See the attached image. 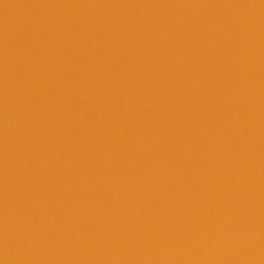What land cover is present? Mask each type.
Wrapping results in <instances>:
<instances>
[{
  "label": "water",
  "instance_id": "obj_1",
  "mask_svg": "<svg viewBox=\"0 0 264 264\" xmlns=\"http://www.w3.org/2000/svg\"><path fill=\"white\" fill-rule=\"evenodd\" d=\"M264 15V0H0V101L101 56Z\"/></svg>",
  "mask_w": 264,
  "mask_h": 264
}]
</instances>
